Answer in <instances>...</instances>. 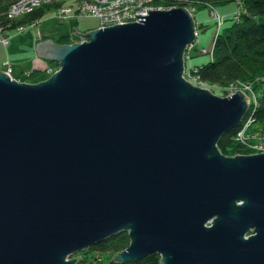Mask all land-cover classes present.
<instances>
[{
	"label": "water",
	"instance_id": "water-1",
	"mask_svg": "<svg viewBox=\"0 0 264 264\" xmlns=\"http://www.w3.org/2000/svg\"><path fill=\"white\" fill-rule=\"evenodd\" d=\"M39 39L48 78L0 69V264H75L127 231L109 259L264 264V151L217 142L250 105L188 80L187 6Z\"/></svg>",
	"mask_w": 264,
	"mask_h": 264
},
{
	"label": "trees",
	"instance_id": "trees-1",
	"mask_svg": "<svg viewBox=\"0 0 264 264\" xmlns=\"http://www.w3.org/2000/svg\"><path fill=\"white\" fill-rule=\"evenodd\" d=\"M153 1H156L157 4L161 2L167 6H187L193 8L194 13L196 5H209L212 8L215 3L226 0ZM237 1L241 9L239 16L232 17V20L233 18L235 20L227 25L224 24L226 19V17H224L223 24L216 30L213 35V43L209 47L200 46L199 40H195L196 48L191 51L190 57L196 53H210L208 59L202 61L194 60L193 63L191 62L188 65L187 59L190 57H186L187 48L184 51V68L186 70L191 69L193 74L201 81H204L209 87H220L224 94L228 92V85H235L239 82L249 83L253 87L256 101L251 97L249 108L242 122L238 126L223 133L217 142L219 148L223 150V152H226V154L248 153L247 151L250 150L251 147L247 146V142H242L236 138V133L246 118L250 117L252 123L255 120L264 121V0ZM16 2L17 0H0V31L3 33L10 28L25 27L27 24L36 22L48 9L57 8L61 4L71 1L58 0L44 2L34 6L29 11L11 15L10 9ZM196 23L200 35V27H203L205 24L197 20ZM62 39L63 37L60 40ZM63 42H68V40L65 38ZM202 48H206L205 51H202ZM194 50L196 51L193 53ZM58 65V61H56L55 65H51L47 62L43 70L32 68L26 70V73L30 76L36 75L41 80L44 78H41L40 72L46 71L45 74H49L51 71H48L47 67L56 68ZM194 67H196V70ZM252 141H255V137L252 138ZM129 241V234L124 230L96 244H92L81 251L74 252L72 255L76 253V255L81 256L75 264H82L92 255L94 256L95 262L98 263L102 260V252L104 251L108 252L105 264H161L159 261L161 254L157 251L148 253L138 259L109 261L112 255L126 247Z\"/></svg>",
	"mask_w": 264,
	"mask_h": 264
},
{
	"label": "rangeland",
	"instance_id": "rangeland-1",
	"mask_svg": "<svg viewBox=\"0 0 264 264\" xmlns=\"http://www.w3.org/2000/svg\"><path fill=\"white\" fill-rule=\"evenodd\" d=\"M153 5H156L157 2H150ZM160 4H163L160 2ZM152 5V6H153ZM213 7L216 15H213ZM239 8V3L237 0H226L222 2H217L212 6L209 5H196V10L193 13L195 19L198 22H204L205 25L200 27L199 43L200 46L209 47L213 43V35L215 34L218 27L223 24H219L217 21V14L224 15L225 25L231 23L234 13ZM137 20V19H134ZM195 20V21H196ZM100 23L99 17L92 14H80L78 16H70L68 18L60 16L57 8L48 9L44 15L36 22L25 25L24 29L20 30L19 28H10L8 31L3 33V37L8 38V43L3 44L0 41V69H4L7 64L13 65V75L18 78H21L25 81H37L40 80L39 77L27 75L26 70L28 69H41L43 70L47 62L51 65L56 64V60L44 59L37 55L36 52V43L39 39L43 38H52L54 41L59 39L72 41H82L77 34L73 32V26H75L76 31L86 32L92 28L98 27ZM196 50L193 51V53ZM210 53H196L189 59H187L188 65L193 61H202L208 59ZM59 67V65H58ZM56 67V69L58 68ZM54 69V70H56ZM53 70V71H54ZM49 74H45L46 71L40 72L41 78H48ZM45 74V75H44ZM45 76V77H44ZM37 78V79H36ZM200 85V84H199ZM211 91L221 94L229 95L231 93H225L220 89V87L210 86ZM239 89H242L239 87ZM223 92V93H222ZM235 92V91H233ZM249 130H260L261 133H264V121L255 120L252 125L248 128ZM252 142L248 143L247 146H251ZM223 152V150H221ZM255 151H264L258 147L250 148L247 152ZM226 153V152H224ZM100 254V253H99ZM108 252H102V260L100 262H95L94 256H90L87 261H84L82 264H105ZM76 256V253L73 255Z\"/></svg>",
	"mask_w": 264,
	"mask_h": 264
},
{
	"label": "built area",
	"instance_id": "built-area-1",
	"mask_svg": "<svg viewBox=\"0 0 264 264\" xmlns=\"http://www.w3.org/2000/svg\"><path fill=\"white\" fill-rule=\"evenodd\" d=\"M58 0H17L10 9L11 15H16L18 13L29 11L34 6L40 5L44 2H51ZM64 1V0H62ZM68 1V0H66ZM71 2H65L57 7V10L60 13V16L68 18L70 16H78L80 14H92L99 17L100 23L98 26H106L113 23L118 22H127L134 19H138L135 13L148 14L149 9L154 8H169L172 6H167L164 4H156L153 5L150 2L152 0H69ZM153 5V6H152ZM192 12L193 8L188 7ZM241 9L238 8L234 13V17L239 16ZM213 15H216L214 7L212 11ZM224 15L217 14V21L221 24L224 21ZM20 30L24 29L23 26L19 27ZM195 40L198 41L199 38V29L196 23L195 27ZM191 42L187 45L186 57H190L191 51L196 48V41ZM0 41L3 44L8 43V38L3 37V32L0 31ZM206 48H202V51H205ZM200 50V49H199ZM191 68V67H190ZM196 70V67H194ZM56 68L47 67L48 71H53ZM4 70L10 74L11 77H16L13 75V65L7 64ZM194 70V69H193ZM183 75L196 84H200L202 86L209 87L204 81H201L196 75L193 74L192 70H186L184 68ZM18 78V77H17ZM20 79V78H19ZM242 88L246 93H248L249 98L251 97L256 101V95L253 91V87L249 83L239 82L235 85H228L227 93H233ZM210 88V87H209ZM252 123V119L250 117L246 118L242 124V126L238 129L236 138L242 142L250 143L252 145L249 146L251 148L258 147L259 149L264 150V133L260 131H249V127ZM255 137V141H252V138Z\"/></svg>",
	"mask_w": 264,
	"mask_h": 264
},
{
	"label": "flooded vegetation",
	"instance_id": "flooded-vegetation-1",
	"mask_svg": "<svg viewBox=\"0 0 264 264\" xmlns=\"http://www.w3.org/2000/svg\"><path fill=\"white\" fill-rule=\"evenodd\" d=\"M57 41H58V42H63V41H62V40H60V39H59V40H57Z\"/></svg>",
	"mask_w": 264,
	"mask_h": 264
},
{
	"label": "bare ground",
	"instance_id": "bare-ground-1",
	"mask_svg": "<svg viewBox=\"0 0 264 264\" xmlns=\"http://www.w3.org/2000/svg\"><path fill=\"white\" fill-rule=\"evenodd\" d=\"M159 2V1H158ZM233 20H235L234 18H233ZM82 40V39H81ZM39 70H41V69H39Z\"/></svg>",
	"mask_w": 264,
	"mask_h": 264
}]
</instances>
